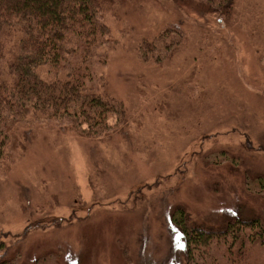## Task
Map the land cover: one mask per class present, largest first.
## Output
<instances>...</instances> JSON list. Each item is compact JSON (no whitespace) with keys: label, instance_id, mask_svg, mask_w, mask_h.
I'll list each match as a JSON object with an SVG mask.
<instances>
[{"label":"rangeland","instance_id":"1","mask_svg":"<svg viewBox=\"0 0 264 264\" xmlns=\"http://www.w3.org/2000/svg\"><path fill=\"white\" fill-rule=\"evenodd\" d=\"M199 2L118 0L106 18L112 42L87 82L123 103L128 125L111 138L36 130L0 171V256L184 264L178 207L206 227L263 218L245 177L264 176V0H236L225 16ZM165 29L183 32L178 47L160 42Z\"/></svg>","mask_w":264,"mask_h":264},{"label":"trees","instance_id":"2","mask_svg":"<svg viewBox=\"0 0 264 264\" xmlns=\"http://www.w3.org/2000/svg\"><path fill=\"white\" fill-rule=\"evenodd\" d=\"M235 2L199 3L225 16ZM117 6L118 0H0V171L10 169L46 123L81 137L123 134L128 125L123 103L109 89H97L100 80L87 82L95 73L93 62L104 61L103 50L112 42L106 18ZM172 31L158 36L167 49L183 41V32ZM245 179L247 188L264 198V176ZM171 218L184 264H264L254 258L264 252V216L234 214L206 227L192 224L178 207ZM15 254L21 257L18 248L12 257L6 248L0 264L21 261Z\"/></svg>","mask_w":264,"mask_h":264}]
</instances>
